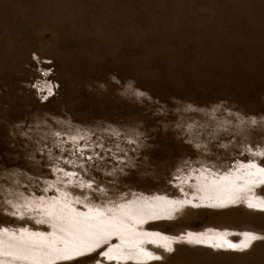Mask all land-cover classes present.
Listing matches in <instances>:
<instances>
[{"label": "rangeland", "instance_id": "obj_1", "mask_svg": "<svg viewBox=\"0 0 264 264\" xmlns=\"http://www.w3.org/2000/svg\"><path fill=\"white\" fill-rule=\"evenodd\" d=\"M260 168L264 0H0V261L55 206L141 219L103 264H264V175L214 185Z\"/></svg>", "mask_w": 264, "mask_h": 264}, {"label": "snow or ice", "instance_id": "obj_2", "mask_svg": "<svg viewBox=\"0 0 264 264\" xmlns=\"http://www.w3.org/2000/svg\"><path fill=\"white\" fill-rule=\"evenodd\" d=\"M251 167H255V165H251ZM258 171L264 175V168H260ZM248 207L255 208L256 206L249 203ZM260 210L264 211V208ZM102 215L100 212H95L93 215L82 214L81 219H76L64 216L53 208L48 213V217L53 221L50 226L55 232L49 233V235L64 232L66 235H75L79 239V243L69 248L67 241L57 236V239L65 244V247L61 248L55 240L48 241L46 237L37 245L35 241L21 236L19 239L14 238L15 242L10 243V249L14 250L10 254L23 260L25 264H51L52 261H55V264H66V262L69 264H103L102 260H98L97 257L106 256L105 249L109 246L112 238L119 237L125 228L130 229L129 217L132 213L131 210L122 208L118 216L96 219ZM46 257L50 260H45ZM155 258L160 259L159 256ZM108 259L111 260L112 257L108 256Z\"/></svg>", "mask_w": 264, "mask_h": 264}, {"label": "bare ground", "instance_id": "obj_3", "mask_svg": "<svg viewBox=\"0 0 264 264\" xmlns=\"http://www.w3.org/2000/svg\"><path fill=\"white\" fill-rule=\"evenodd\" d=\"M248 167V166H247ZM244 168H246V167H244ZM243 168V169H244ZM250 168V167H249ZM246 169H248V168H246ZM245 170V169H244ZM255 170V169H254ZM249 172H250V170H249ZM258 176H261V173H259V172H251V173H248L247 171H246V173H235V174H233L231 177H224V178H222V179H220V180H218V181H215V183H214V185H215V187L217 188V191L219 190V191H222V192H226V193H229V195H227L226 194V196L224 197V199H227V200H223L222 202H227V201H231L232 199H234V198H236L237 196L234 194L233 195V193H235V191L236 190H238V189H241V188H245L246 186H249V185H253V182H252V180L253 181H255L254 180V178H257ZM263 176V175H262ZM199 177V176H198ZM198 180V179H197ZM208 180V179H207ZM236 180H241L242 181V184L241 185H237V184H235V181ZM209 182H210V180H209ZM197 183V182H196ZM211 183V182H210ZM256 183V182H255ZM212 184V183H211ZM251 197V196H250ZM252 198V197H251ZM60 199V198H59ZM53 200V199H52ZM62 200V199H61ZM220 202H221V200H220ZM53 203V202H52ZM57 203V202H56ZM56 203H55V205H56ZM34 204V203H33ZM42 204V203H41ZM65 204V203H64ZM48 205V204H47ZM52 205H54V204H52ZM66 205V204H65ZM34 206V205H33ZM32 206V207H33ZM42 206V205H41ZM57 206V205H56ZM60 206V205H59ZM145 206V205H144ZM60 207H62V206H60ZM47 208H50L49 210H51L52 211V209L54 208L55 210H56V212H58V213H60V214H62V215H64V216H67V217H69V218H76V219H81L82 217H78V216H76V215H73V214H71L70 212H66V211H63V210H61L60 208H56L55 206L53 207V206H47ZM132 208V207H131ZM24 209V208H23ZM63 209V208H62ZM66 209H67V207H66ZM70 209H71V206H70ZM70 209H68L69 211H70ZM143 209V208H142ZM48 210V211H49ZM47 211V210H46ZM77 211V210H76ZM90 211V210H89ZM91 211H94V210H91ZM99 211V210H98ZM116 211V210H115ZM143 211V210H142ZM100 213H101V211H99ZM114 212V211H113ZM131 212H133V210H131ZM44 213V212H43ZM82 213V212H81ZM95 213V212H94ZM48 214V213H47ZM76 214V213H75ZM87 214H89V215H93L91 212H88ZM106 214V213H105ZM115 215V214H114ZM80 216H82V214L80 215ZM113 216V215H112ZM48 217V216H47ZM131 217V216H130ZM101 218H102V216H101ZM97 219V218H96ZM107 219V218H106ZM98 220V219H97ZM141 219H136L135 217L134 218H132V220H131V223H129L130 224V229H128V228H125V230L123 231V233L119 236V238L121 237L122 239H123V242L125 241V240H131V241H133L134 243L135 242H140V239H136V237L137 238H140L139 236H136V235H134L133 234V232L135 231V226H136V224H138L139 223V221H140ZM47 221H48V219H47ZM49 222H50V220H49ZM137 230V229H136ZM25 232V231H24ZM55 232V230L53 231L52 230V233H54ZM8 233H10V232H8ZM27 233V232H26ZM51 233V232H50ZM62 233H64V232H62ZM17 234V233H16ZM23 234H25V233H23ZM1 235H2V233H1ZM14 236H15V234H13ZM22 235V233L20 234V236ZM49 235V234H48ZM48 235H46V236H48ZM63 235V234H62ZM62 235H61V233L59 234V233H57L56 235H53L52 236V239H50V240H57V236H59V237H62ZM9 237H10V235H8ZM22 236H24V235H22ZM28 236V235H27ZM64 236H66V237H68V238H70L69 239V243H71V245L73 246V245H75V244H78L79 243V239L75 236V235H64ZM6 237H7V235H6ZM30 237V236H29ZM41 237V236H40ZM155 237V236H154ZM25 238V237H24ZM63 238V237H62ZM120 238V239H121ZM35 239V238H34ZM66 239V238H65ZM9 240V239H8ZM8 240H6L7 242H8ZM48 240V239H47ZM59 240V239H58ZM194 240H202V239H200V238H198L197 237V239H195L194 238ZM203 240L204 241H206V242H210V241H213L214 243H215V245H220V244H224L225 243V241H224V239L223 238H221V237H217V238H211V237H208V238H203ZM5 241V242H6ZM13 241V240H12ZM60 241V240H59ZM143 241V240H142ZM141 241V242H142ZM61 242V241H60ZM59 242V243H60ZM10 243H12L11 241H9L8 242V244H5V245H7L8 246V248H9V245H10ZM37 243V242H36ZM38 243H39V240H38ZM128 243V242H127ZM130 243V242H129ZM134 243H132V244H134ZM64 244V243H63ZM38 245V244H37ZM65 245V244H64ZM64 245H62V246H64ZM119 245V244H118ZM61 246V245H60ZM126 247V246H125ZM115 248V247H114ZM0 249H1V246H0ZM2 250V249H1ZM110 250V249H109ZM114 250V249H113ZM10 251H12V250H10ZM14 251V250H13ZM118 251H119V249H118ZM124 251V250H123ZM130 251V250H129ZM128 251V252H129ZM132 252V251H131ZM9 253V252H8ZM7 253V254H8ZM1 254V253H0ZM121 254V253H120ZM119 254V255H120ZM122 255H123V252H122ZM129 255V254H128ZM9 256V255H8ZM125 254L122 256V257H119L120 259H123V258H125ZM132 258H138V256L137 255H134V256H131ZM128 258V257H127ZM17 259V258H16ZM47 260H49V259H47ZM0 264H7L6 263V261L5 260H1L0 261ZM9 264V263H8Z\"/></svg>", "mask_w": 264, "mask_h": 264}]
</instances>
